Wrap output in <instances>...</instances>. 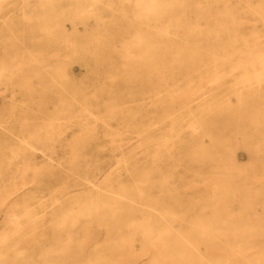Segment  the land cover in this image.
Returning a JSON list of instances; mask_svg holds the SVG:
<instances>
[{
  "label": "rangeland",
  "instance_id": "374dc122",
  "mask_svg": "<svg viewBox=\"0 0 264 264\" xmlns=\"http://www.w3.org/2000/svg\"><path fill=\"white\" fill-rule=\"evenodd\" d=\"M206 14V0H0V264H141L158 242L147 235L181 249L176 232L194 264H264V203L244 200L260 158L252 101L187 51ZM214 78L228 107L203 134L192 107ZM223 164L247 188L217 207ZM205 223L241 230L205 235Z\"/></svg>",
  "mask_w": 264,
  "mask_h": 264
},
{
  "label": "bare ground",
  "instance_id": "6f19581e",
  "mask_svg": "<svg viewBox=\"0 0 264 264\" xmlns=\"http://www.w3.org/2000/svg\"><path fill=\"white\" fill-rule=\"evenodd\" d=\"M206 7H207V14H206L207 22L205 26L201 28L191 27L187 29V34L189 35V37H191V41H190L191 48H189L187 51L189 52L191 58H195L199 54V52L202 53L204 58L208 60V62H206L203 67L205 72L213 71L216 77H222V76L234 77V81H235L234 84L236 85L235 95L240 101V103H242L244 100L246 101L247 99L252 101V107L249 112V120L246 119L245 121L247 122L246 124L251 126V128L253 129V133L259 139V143L255 146L254 151L256 154L260 155V158L257 162H252L250 165H248V168L250 169L252 174L251 177L253 180V185L248 188L247 195L245 196L244 200H263L262 202L264 203V0H206ZM141 38L142 36L139 34L137 39L141 40ZM142 40H146V39L143 37ZM216 80H217L216 78H214L212 81L209 80L208 84L202 87L200 99H198L199 102H197V104L192 107L193 112H195L196 110L198 111V115L196 116L198 119L196 118V120L194 121V125H197V127L201 129V132L203 134H209L208 127L215 123L213 120L215 114L224 111L225 108L228 107L225 106L226 105L225 102H223L221 99H218L216 96V91L219 90V88H221V84L219 83V81ZM198 88L200 91V87H197L196 89ZM243 89H246L245 91L247 92V94L242 96L241 92L243 91ZM194 101L196 100L192 97V102ZM243 117L244 116L242 115L241 118L243 119ZM172 127L176 129H185L187 126L186 125L183 126L182 122H178V123L175 122V124H173ZM167 129L169 130V128ZM172 129L173 128H170L169 131H171ZM164 138L165 139L162 138L160 139L162 141L163 140L166 141L165 136ZM169 138L167 137V139ZM161 140L159 143L162 144ZM213 167L214 168L212 170H215L216 178L212 183L211 193L209 197L212 206L220 207L222 206V203L229 204L227 200H234L237 197V193L240 192L243 193L244 191H242V189L247 188L246 185L243 183L245 182L243 180V178H245V173L244 170H240L239 174L235 175L233 173L234 167L230 166L229 164H223V166L221 167L215 165ZM63 178L60 179L63 180ZM238 178H241V180L239 181ZM25 182L26 181H24V183ZM24 183H21V185L22 184L24 185ZM61 188L64 187L61 186ZM60 189L57 188V191ZM46 196L48 197V195ZM3 199L4 200L1 201L0 203L1 206H2V202L5 201V198ZM65 202L67 204L66 200ZM70 205L72 207L74 204L73 205L70 204ZM67 209L69 211V208ZM25 210L26 209H24L23 211L24 215H26ZM52 211L54 210L52 209ZM52 211H50V213ZM58 212L59 211H57V214ZM20 213L22 212L20 211ZM38 214L39 213H37V215ZM48 214L45 215V218H47L46 216H48ZM236 214L238 213L233 212V214L231 213L228 215L232 217L235 216ZM40 215L42 214H39V216ZM54 215L53 217H56L55 212ZM21 216L24 217L23 215ZM21 216L20 218H22ZM35 216L36 215H34V217ZM64 216H66V214ZM17 217H19V215ZM49 217L53 218L51 217V215ZM25 218H27L28 220H33V219H29L28 217ZM42 219L40 218V220ZM9 221L12 222V220ZM52 222L54 224L56 221H52ZM58 222L60 223L59 220ZM66 224L67 223H65L64 226H66ZM47 225L49 227L50 224ZM60 226L61 228H63L62 225ZM220 227L221 226H219L218 228L216 227L212 228V225H208L205 223V225H202V229H203L202 232L205 235H211V234H215L217 236H221L225 234L236 235L237 233H239V229H240V226H238L237 223L232 225L229 224V229H227V231L223 230ZM37 228L39 229L38 226ZM37 228H34V231ZM58 228L59 230L61 229L59 226ZM65 228H64V232L66 231ZM41 230L39 231L41 232ZM176 234L182 240L181 249L176 248L175 243L177 242H173L174 246L172 245L170 246L164 243L162 240L163 237H161V235H150V234L147 235L146 238L148 240L154 241L155 239L158 242L157 244H152L150 248L142 249L141 251L136 252L137 254L136 261L140 262L141 264H156L157 258H150L151 260H148L149 259L148 257L153 252L158 251L163 253L161 256L165 264H173L174 256L176 253L182 259L181 260L182 264H194V262L186 255L188 248L191 246V243L189 242V240L184 239L181 236L180 232H176ZM197 261L195 264H215L213 262L208 261L200 253L198 254Z\"/></svg>",
  "mask_w": 264,
  "mask_h": 264
}]
</instances>
